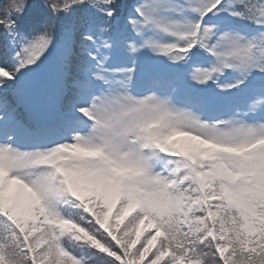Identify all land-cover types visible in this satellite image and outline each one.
I'll return each instance as SVG.
<instances>
[{"label":"snow or ice","instance_id":"obj_1","mask_svg":"<svg viewBox=\"0 0 264 264\" xmlns=\"http://www.w3.org/2000/svg\"><path fill=\"white\" fill-rule=\"evenodd\" d=\"M0 264H264V0H0Z\"/></svg>","mask_w":264,"mask_h":264},{"label":"trees","instance_id":"obj_2","mask_svg":"<svg viewBox=\"0 0 264 264\" xmlns=\"http://www.w3.org/2000/svg\"><path fill=\"white\" fill-rule=\"evenodd\" d=\"M32 2H33V3H38V2H39V0H32Z\"/></svg>","mask_w":264,"mask_h":264}]
</instances>
